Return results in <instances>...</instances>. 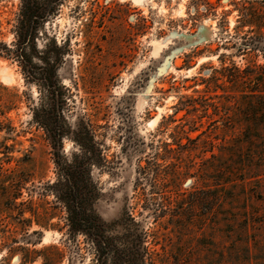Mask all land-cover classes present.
I'll return each instance as SVG.
<instances>
[{
  "label": "rangeland",
  "instance_id": "374dc122",
  "mask_svg": "<svg viewBox=\"0 0 264 264\" xmlns=\"http://www.w3.org/2000/svg\"><path fill=\"white\" fill-rule=\"evenodd\" d=\"M20 8L0 0L9 47ZM40 33L39 50L45 35L69 50L58 73L67 125L89 122L103 146L95 210L115 248L126 236L114 224L132 211L148 264H264V143L244 141L247 129L264 139L244 100L264 81V0H64ZM0 85V107L17 95L14 132H0V264H98L84 237L69 241L54 147L32 123L37 87L3 57ZM62 144L72 159L76 145Z\"/></svg>",
  "mask_w": 264,
  "mask_h": 264
},
{
  "label": "trees",
  "instance_id": "16d2710c",
  "mask_svg": "<svg viewBox=\"0 0 264 264\" xmlns=\"http://www.w3.org/2000/svg\"><path fill=\"white\" fill-rule=\"evenodd\" d=\"M63 1L20 0L21 8L13 31L15 42L10 47L0 43V57L17 62L22 69L25 81L35 85L39 91V104L30 106L33 115L32 123L44 130L54 147L57 166V180L54 188L59 207L63 208L67 215L65 227L68 231L69 241L80 236L84 237L90 244L91 251L95 252L98 264H107L109 259L115 260L114 264H148L150 253L145 246L148 235L142 229L134 212H126L121 220L114 224L116 228L125 232L124 241L126 243L123 245V250L115 248V244L120 238L109 239L107 223L96 214L95 205L99 200L101 190L93 172L96 169H100L101 172L107 169L108 161L103 146L96 142L92 124L88 122L77 125L74 131L67 125V118L63 111L67 90L62 85L58 73L66 62V56L69 55L68 48L66 45H58L54 38H48L45 35L48 43L43 49H38L40 31L59 13ZM260 24L263 26V22ZM246 46L244 45V47ZM237 71L239 72V70ZM245 72L248 73L249 69L242 74ZM219 74L221 75V72L216 70L212 77L216 84L220 81ZM228 82L235 83L229 78ZM257 82L255 90L251 91V95L244 99L252 103L249 111L253 118L250 120L253 125L264 123V117H258L264 110V81L257 79ZM216 86L222 89L221 86ZM1 87L2 85H0ZM16 98L17 95H13L11 100L4 104V107H0V119H2V121L0 120V132H14L7 114L12 110L11 106L14 105ZM227 111H225V115L229 120ZM219 112L220 107H216L215 115L218 116ZM245 133V143H264L260 131L255 132L247 129ZM65 138L73 141L77 147V152L72 153V159H68L64 155L62 142ZM58 148L59 150H57ZM252 154L254 153L251 152ZM212 159L216 160L217 156L213 155ZM251 164L254 165L252 162ZM260 167H264V163ZM217 168L220 167L215 166L217 175L227 171L226 164L221 170H217ZM142 172L145 174V168ZM244 173L247 174V172ZM259 173L262 172L259 171ZM253 175L256 173L253 172ZM59 255L62 253L59 252Z\"/></svg>",
  "mask_w": 264,
  "mask_h": 264
},
{
  "label": "bare ground",
  "instance_id": "6f19581e",
  "mask_svg": "<svg viewBox=\"0 0 264 264\" xmlns=\"http://www.w3.org/2000/svg\"><path fill=\"white\" fill-rule=\"evenodd\" d=\"M10 75H11V73H10ZM11 76H12V75H11ZM6 77H7V76H6ZM9 78H10V77H9ZM10 79H12V77H11ZM156 121H157V119H156ZM156 121H155V122H156ZM156 123H157V122H156Z\"/></svg>",
  "mask_w": 264,
  "mask_h": 264
}]
</instances>
